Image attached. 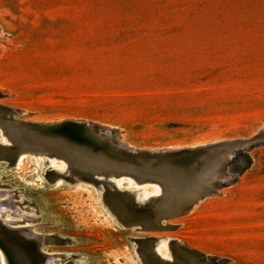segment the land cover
<instances>
[{
  "label": "rangeland",
  "instance_id": "obj_1",
  "mask_svg": "<svg viewBox=\"0 0 264 264\" xmlns=\"http://www.w3.org/2000/svg\"><path fill=\"white\" fill-rule=\"evenodd\" d=\"M66 122L118 158L234 145L179 160L160 203L158 182L28 137ZM263 126L264 0H0V264H264ZM200 167L217 195L166 217Z\"/></svg>",
  "mask_w": 264,
  "mask_h": 264
},
{
  "label": "bare ground",
  "instance_id": "obj_2",
  "mask_svg": "<svg viewBox=\"0 0 264 264\" xmlns=\"http://www.w3.org/2000/svg\"><path fill=\"white\" fill-rule=\"evenodd\" d=\"M261 132L264 133V126H263V129L261 130ZM75 133H76V135L75 134L73 135L70 132H68L67 130L60 128V129L35 130V133H33L31 135H28V134L27 135L30 139L40 141L45 147L50 148L52 150L62 149L63 151H66V153L68 151L70 153H75V152L80 153V156L82 155L84 160L90 159L95 164V168L97 171H103L104 170L108 173H120V172L121 173H128V174H131V175L138 177V178L150 179V180L158 182L163 187V196L161 198L160 203H163L164 197H166L167 194L169 193L168 192V188H169L168 182L170 179L169 175L173 174V171H175L174 174H175V177L179 180L178 182H180L182 184L181 177H182V174L184 172V169L182 167H183L184 163L186 164V162H183V161L179 162V161H174V160L165 161L163 158H159L158 160L142 159V160L138 161V162H142V168L140 169L139 166L137 165V163L133 160L128 159L127 156L123 155V156H120L119 158L116 157L118 154L116 156H113L112 154L108 153L106 150L93 147L91 144L84 142L82 139H80L79 135H78L79 137L77 136V132H75ZM262 133H261V135H262ZM126 147L129 148V146H126ZM228 148H230V147H224V148L222 147L219 149H216V148L213 149L212 151H210L207 154V160L216 159L217 160L216 164L222 163V161L225 159V157L228 153L227 152ZM207 160H204V161H207ZM187 164H189V163L187 162ZM200 168H202V167H200ZM205 169H208V168L204 167L203 170H205ZM210 172H211V170H207V171L205 170V171L201 172L200 174H197L196 178H198L200 180H197L195 186H196V188L197 187L198 188H207L209 190V196H212L214 194L217 195V191L214 190V187L212 184L213 183V181H212L213 180V173H210ZM189 175H191V174H189ZM197 189H195V192L198 191ZM191 191H189V192H191ZM185 192H186V188H185ZM170 193H172V195H173V192H170ZM192 193H194V190ZM172 197H170V199H172ZM193 197H194V195L191 197L187 196L186 198L184 197L181 199L175 198L176 200H175V204L173 203L174 205H170L169 203H171L170 201H172V200H169V203L164 208L160 207L161 212L166 217H172L173 216L174 218L177 217V215L181 216L182 214H186L189 211V204L190 203H194V202L197 203L198 200H202L200 198L196 199ZM146 221L149 222L150 220L147 219ZM150 223H151V221H150ZM21 224H22V222H21ZM23 231H25V230H23ZM11 240L12 241L10 243L12 244L11 245L12 249L9 252L11 254H13L12 257L15 260V262L17 263L16 259H19L22 256V250L26 249L28 251V248L26 245H24V243L18 237H12ZM31 246H33V245H31ZM16 257H18V258H16ZM29 262L31 263V261H29ZM52 262H53V260H52Z\"/></svg>",
  "mask_w": 264,
  "mask_h": 264
},
{
  "label": "water",
  "instance_id": "obj_3",
  "mask_svg": "<svg viewBox=\"0 0 264 264\" xmlns=\"http://www.w3.org/2000/svg\"><path fill=\"white\" fill-rule=\"evenodd\" d=\"M63 127H69L70 129H72L73 131L77 132L80 136V138L83 141H86L90 144H97L99 143V140L94 137L93 139H91V135L90 132H86L85 129L88 127L87 124L85 123H72V122H66V123H61V124H53V125H49V126H42V127H38L40 129H60ZM227 145H234V142H222V143H216L214 145H206V146H201V147H195V148H191V149H182V150H173V151H161V152H145L143 153V155H138L135 152H131L132 155H127L125 154L124 156H127L128 159L130 160H142V159H150V160H158L161 157L167 158V159H171V160H175V161H179V160H188V159H193V157L195 158H202L205 157L210 151H212L213 149H219L222 148L224 146ZM105 147H108V144L104 145ZM223 180L222 179H215L214 184L215 183H221ZM209 196V190L207 188H200L196 194L194 195L193 198L196 199H203V198H207Z\"/></svg>",
  "mask_w": 264,
  "mask_h": 264
}]
</instances>
